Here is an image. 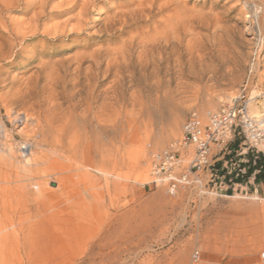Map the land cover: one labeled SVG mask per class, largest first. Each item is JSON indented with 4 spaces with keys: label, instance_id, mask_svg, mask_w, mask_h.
<instances>
[{
    "label": "rangeland",
    "instance_id": "rangeland-1",
    "mask_svg": "<svg viewBox=\"0 0 264 264\" xmlns=\"http://www.w3.org/2000/svg\"><path fill=\"white\" fill-rule=\"evenodd\" d=\"M89 1L0 0V54H8L7 60H0V121L5 120L8 108L32 114L44 127L50 126L48 118H54L56 126L77 113L83 133L85 74L77 78L76 65L68 68L66 63L85 54L101 58L94 92L100 97L107 92L113 124L107 164L99 156L95 159L98 168L108 171L106 176L87 173L80 165L71 167L58 158L51 143L38 155L37 161L43 163L33 168L32 178H24L15 162L1 166L0 264H91L89 257L97 256L99 250L112 252L111 263H184L190 250L200 252L205 263L211 258L221 263L241 257L264 263V217H258L264 207V179L256 180L259 171L249 176L240 171V165L248 162L241 140L231 143L224 156L216 157L219 149H214L212 162L220 158L218 164L235 174L224 181L226 186L182 188L170 196L165 185L152 181L151 166L154 153L182 139L183 126L192 113L205 118L229 104L251 70L256 97L251 114L264 112V46L260 44L264 0H155L147 13L111 31L105 26L116 14L139 8L143 0ZM85 3L89 7L83 12ZM249 26L253 35L246 32ZM166 34L179 53L186 48L194 52L200 46V59L184 72L173 69L167 77L164 68L160 73H154L151 66L145 68L141 47ZM203 46L206 61L202 60ZM161 52L169 51L164 45ZM54 67L56 79L52 81ZM212 99L216 101L210 106ZM8 129L14 132L10 124ZM15 132L18 142L22 137ZM162 134L164 145L150 147L153 138ZM144 144L149 153L144 167L138 169L135 159ZM259 149L264 154L262 144ZM181 160V168H187L190 156L183 154ZM141 230L146 233L139 237ZM133 247L139 255L131 254Z\"/></svg>",
    "mask_w": 264,
    "mask_h": 264
},
{
    "label": "bare ground",
    "instance_id": "bare-ground-1",
    "mask_svg": "<svg viewBox=\"0 0 264 264\" xmlns=\"http://www.w3.org/2000/svg\"><path fill=\"white\" fill-rule=\"evenodd\" d=\"M12 1H15V0H12ZM98 2H99V0H98ZM155 4H156V1L155 0H143V2L140 4V7L139 8L133 9V10L124 11L123 13H119V15L116 14L114 16V20L112 22H110V24H107V26H105V27L109 31H111L113 29V27H115L117 24H120L123 27H125L128 24V22H129L130 19H133L136 16L139 17L138 15H140V14L143 15V14L147 13L148 10H149L147 8H152V7H154ZM166 4L167 3L162 4L159 9L162 10V8H164V5H166ZM147 6H150V7H147ZM88 7H89V3L83 4V12H85L88 9ZM255 7H257V6H255ZM262 13H263V9H262ZM246 32H248L251 35H253V32H254L253 27L252 26H249L246 29ZM17 38H19V37H17ZM260 39H261V41H260L261 43L260 42L259 43L262 46H264V38H263V33L262 32L260 34ZM141 45H142L141 47L143 48V53L145 54V60H146L145 61V68L151 66L153 68V72L154 73H157V71H159V73H160V71L164 68V72H165V76L166 77L167 76H172L173 75V74L171 75L172 70L173 69H176V68H177V70L179 72H184V70L186 69L187 66L189 68L191 67V65H192L191 63L193 61H195L196 59H200V54H199V52H200V46L195 47L194 48V50H195L194 52L191 51V49L186 48L185 49V52L183 54L182 53H179V51L176 49L175 45L172 44L170 36H168L167 34H166V37H164V38H162V37L159 36L155 42L149 43V42H146L145 41V42L141 43ZM164 45L166 46L167 50L169 51L166 54H164V53L161 52L162 46H164ZM170 46H171V49H170ZM123 48H125V47H123ZM202 49L204 51L203 52V56H202V60L206 61L207 60V56H208L207 48H204V46H203ZM7 59H8V54H7V57L5 56V54H0V60H7ZM140 60H141V58H140ZM65 62H66V60H65ZM87 62H90L91 64L88 65V67L87 66L84 67V65H86ZM101 62H102L101 61V58L98 59V57L96 58V56H92L91 58L90 57L88 58L85 54H80L76 58L70 59L69 62L66 63L67 66L68 65L71 66L73 64L74 67H75V65H76L75 74H76L77 78L80 77V73H82V74L84 73L85 74L84 79H85V82H86L85 85H86V88L88 89V91H87L88 93H87V95H85V96H87V98L85 99L86 102H85V105H84L83 115L81 116V121L83 123V125L81 127H83V130H84L83 133H81V130L78 129V124H77L76 118H75L76 115H78L77 113L74 114V116H72L73 118L69 122L64 123V121H63L61 124L56 125V126L53 125L54 124V121H52V119H54V118H51V119L48 118L49 120H51L50 126H48V127L45 126L44 127V125H41L42 124L41 123L42 121L40 122L39 121L40 119L39 120L36 119L32 114H31L32 115L31 116V115H28L26 113H19V112L15 111L16 109L14 110L13 108H8V113L6 114L5 120L0 121V170H1V166H3V165L4 166H11V164H13L15 162L16 163V166L18 167V169L20 171L19 173L23 174L22 176H24V178L25 177L26 178H29V177L32 178L33 177L32 175H34L33 174V168L36 167V166H38V163L41 162V161L40 162L37 161L38 155L40 153H42L43 150L44 151L46 150V149H44L45 144L51 143L54 146L53 148H56L57 149V150H54V149L53 150L54 151H58V152H56L57 155H58V158L62 159V161H65V162H68V163L72 164L71 167H76L77 168L80 165V166L85 167V171L87 173L89 171H91V172L94 171V172L100 173L103 176H106V175L109 174L107 170L103 169L104 167L102 169L101 168H98L97 167L98 166L97 165V162L95 160L96 157L99 156V157H101L102 164L103 165L107 164V140H108L110 131L112 130V126H113L112 120H111V116L109 115V104H108L107 92H106V94L103 92L104 94H103V96L101 95L102 97L98 96L94 92V87H95V83H96V80H97L96 77L99 76V74H97L96 71L99 69V66L101 65ZM112 62L113 61H111V63ZM64 66H65V64L62 63L61 64V67H64ZM68 68H70V67L68 66ZM55 69L56 68L54 67L52 69V72H51L52 77L50 76L51 77L50 79H52V81L56 79L54 77V75L56 74V72H55L56 70ZM105 71H107V69ZM172 80H173V77H172ZM168 82L170 83V80H168ZM31 85H32V82H31ZM34 88H36V87H34ZM80 91H79V93H80ZM58 92H59V90H58ZM34 96H35V94H34ZM67 96H68V94H67ZM50 97H52V96H50ZM134 97H135V95H134ZM12 98H14V97H12ZM71 98H73V97H71ZM50 99L52 100V98H50ZM43 100H44V98H43ZM138 100H139V98H138ZM229 100H231V99H229ZM46 101H49V100H46ZM214 101H216V100L212 99V101H210V106L212 105V103H214ZM37 102H39V101H37ZM207 102H209V101H207ZM49 103H50V101H49ZM44 104H46V103H44ZM71 105H72V103H71ZM3 106H4V104H3ZM60 106H61V104H60ZM67 107H69V106H67ZM34 108H35V106H34ZM75 109L76 108H74V110ZM41 111H43V110H41ZM59 111H60V109H59ZM250 111H252L251 106H250ZM43 112H45V111H43ZM64 112H65V110H64ZM46 113H48V112H46ZM64 115L65 114L63 113V116ZM53 116H55V115H53ZM47 117H50V116L48 115ZM56 117H59V115H57ZM60 119H62V118L60 117ZM81 121H79V122L81 123ZM52 122H53V124H52ZM9 124L12 126L14 132L16 131L18 133V135H20L22 137V139L20 141L16 142L15 141L16 139L14 140V136H13V133L14 132H10L9 129H8V125ZM93 133H96L97 134L96 137L94 136L95 138H93ZM165 134H162L159 137L153 138V140L149 144V146L150 147L155 146V147H158V148L160 146H163L164 145V142H165V139H166ZM144 146H145V144L142 146L143 148L138 151V155L136 156V159H135V164H136V167L138 169H142L144 167V165L146 164V156L149 153V148H148L149 146H145V147ZM262 146L264 147V142H263ZM46 147H48V144H47ZM51 149H52V147H51ZM58 158H57V160H58ZM41 163H43V162H41ZM62 168L65 169L66 167H62ZM80 168H82V167H80ZM15 169H17V168H15ZM37 172L35 173V175L37 174ZM0 173H1V171H0ZM8 173H10V172H8ZM19 173L18 172L16 173L17 177L20 176ZM60 173H61V171H60ZM12 175H14V174H12ZM41 178H42V176H41ZM34 179H35V177H34ZM4 180L7 181L6 177H5ZM23 181L24 180H22V182ZM152 181L155 182V178L154 177H153V180ZM157 184L158 185H162L159 182ZM11 185H14V184H11ZM11 185H9V186H11ZM12 188H15V187H12ZM8 189H10V187ZM23 189H24V187H23ZM166 189H167V187H166ZM4 190H6V188ZM12 190H14V189H12ZM21 191H19V192H21ZM87 191L88 190H86V192ZM14 192L16 193V191H14ZM255 195L257 197V193H255ZM258 217H260V218L264 217V207L262 208V210H260L258 212ZM145 233H146L145 231H142L141 230L139 232V237L144 236ZM117 239H118V237H117ZM132 239H133V237H132ZM126 240L129 241L130 238H127ZM124 244H126V243H123V245ZM116 248H117V246H116ZM99 251H100V253H98L97 256L96 255H92V256L89 257V259L92 261L91 264H107V263H105L106 260H108V264H124V263H126V262H122V261H121L122 262L121 263L120 261H117V260L116 261L114 260L115 262L114 263H111L109 261L111 260V253L112 252L110 251L111 253H106V252H101V250H99ZM125 251H127V250H125ZM129 251H131V254H133L135 256H137V255L140 254V251H138L137 248L134 249V247L132 249H130ZM187 255H188V257L186 259V262L185 261H184V263H181V262L180 263H174V262H172V263H169V264H207V263H215V264H264V263H260V262H258V263H254L253 262V263H251L252 260L246 259L245 257H241L240 259L224 260L221 263L219 261L215 262V259H212L211 258L207 263H205V261H201L200 260V252H198L197 254H195V251L194 250H190ZM79 261H81V260H79ZM150 264H165V263L152 262Z\"/></svg>",
    "mask_w": 264,
    "mask_h": 264
},
{
    "label": "built area",
    "instance_id": "built-area-1",
    "mask_svg": "<svg viewBox=\"0 0 264 264\" xmlns=\"http://www.w3.org/2000/svg\"><path fill=\"white\" fill-rule=\"evenodd\" d=\"M252 76L251 70L240 92L229 104L208 112L205 118L192 113L183 126L182 139L152 155L154 183L165 185L170 196H175L182 188L205 189L208 184L218 188L219 184H225V175L218 182L225 169L217 167L220 158L212 161L215 156H224L236 140L246 145L247 153H262L259 147L264 142V112L258 116L251 114L250 106L256 99L251 90ZM214 149H219L215 156ZM183 154L190 156L188 167L184 169L181 168ZM240 171L245 173V169ZM232 174V171L227 172L228 176Z\"/></svg>",
    "mask_w": 264,
    "mask_h": 264
},
{
    "label": "trees",
    "instance_id": "trees-1",
    "mask_svg": "<svg viewBox=\"0 0 264 264\" xmlns=\"http://www.w3.org/2000/svg\"><path fill=\"white\" fill-rule=\"evenodd\" d=\"M248 157V162L241 164L240 165V169L243 170L245 169L246 174H244L243 176H249L251 174H253L255 171H259L258 174H256V180L257 181H261L264 179V154H252L251 152H249L247 154ZM218 168H221L222 165L220 166V163L217 164ZM223 174L226 176V180L229 179L227 172L224 170ZM232 176H235V174H232Z\"/></svg>",
    "mask_w": 264,
    "mask_h": 264
},
{
    "label": "water",
    "instance_id": "water-1",
    "mask_svg": "<svg viewBox=\"0 0 264 264\" xmlns=\"http://www.w3.org/2000/svg\"><path fill=\"white\" fill-rule=\"evenodd\" d=\"M53 186H55V184H53Z\"/></svg>",
    "mask_w": 264,
    "mask_h": 264
}]
</instances>
